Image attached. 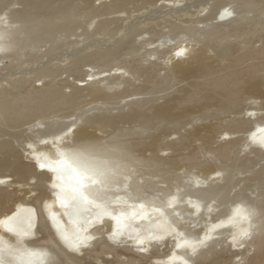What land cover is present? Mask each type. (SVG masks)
I'll use <instances>...</instances> for the list:
<instances>
[{
  "label": "bare ground",
  "instance_id": "obj_1",
  "mask_svg": "<svg viewBox=\"0 0 264 264\" xmlns=\"http://www.w3.org/2000/svg\"><path fill=\"white\" fill-rule=\"evenodd\" d=\"M98 1L99 7L95 4L94 7L91 6L94 10L98 11L108 6L105 0ZM154 1L153 11H170L169 14L176 12L175 14L178 13V15L180 12H185L192 4L190 0ZM185 1L186 3H183ZM78 2L80 4L84 1L0 0V60L6 58L13 65L15 61L29 54L32 59L39 57L37 61L41 63L44 58L48 60L55 55L56 50L64 44L69 35L75 33V30L83 29L84 38L78 42L82 45H78L79 47L75 50L71 49L77 51V54L66 61L64 68H60L65 70L64 72L74 71L84 60L91 64L100 61L102 63V60L106 59L117 63L109 69L85 72L83 79L79 80L81 83L73 85V92L69 94L57 90L51 82H43L45 76L52 75L57 70L53 63L47 62L42 64V67H37L34 77L37 79L34 80L43 83L35 84L25 95L19 96L18 90L31 81V76H15V79H6L8 86L2 85L0 88V122L17 119L19 123L27 117H35L37 124H43L48 115L59 106L74 105L76 103L74 95L81 90H87L114 103L116 95L125 92L139 77L156 72L158 66H161L163 70V73L155 74L158 83L167 84L170 81L168 75L172 71L169 63L182 77L190 78L199 71L198 67L203 64L206 57L205 48L211 45L210 43L217 44V47L221 48L219 50L227 55L232 44V37L242 38L244 34H241V31L244 28L261 27V30H263L262 27L264 28V11L258 13L261 7L257 2L213 0L212 3L207 2L200 6L201 10L198 9L199 12L196 14L197 20L204 24L197 26L187 23L188 25H185L181 32L183 34L179 43L172 45L169 42L174 28H171L168 33L159 35L153 41L140 33L138 39L131 40L132 35L126 34L118 37V40L113 43L104 36H100V31L108 29L114 20L109 21L106 18L105 21H98L99 23L92 20L87 26L80 25L74 14L78 9ZM218 2L221 4L216 8ZM257 14L261 15L256 17ZM210 20L212 22L209 24ZM228 28H231L234 34L225 32ZM95 35L99 37L95 38ZM223 36L226 38L218 41ZM89 41L96 43L92 45L94 48L82 50L81 47ZM124 45H130L128 46L130 53H134L135 46L148 45L149 52L141 59L119 62L116 58L117 51ZM103 46L107 48L104 49ZM190 46L193 47L190 48ZM165 47H168L169 62L162 64L157 55L163 52ZM244 47L239 48L240 52L236 55L233 64L221 71L211 72L209 75L208 72L207 76L202 78L204 85L211 83L215 89L219 88L226 92V100L229 103L235 100L233 93L243 82L235 73L241 64L251 61V65H247V70L252 77L264 74V45L254 46L251 49ZM41 48H46L44 53L40 52ZM39 52L42 55L37 56ZM248 90L251 104L245 113L247 121L238 120L237 127L248 128V123H251L246 136L244 135L241 139L242 144L240 143L242 148L240 152L245 150L243 156L250 161V152L257 150L258 154L262 153L264 156V113L261 114L264 111V91L256 82H251ZM126 102L114 113L110 107L105 106L103 99L101 106L95 105L89 110H83L75 115V119H68L66 123L56 120L44 123L45 127L37 130L39 135L36 134L37 136L26 141L19 157L28 161L35 173L46 176L42 185L44 193L40 199L35 197L34 191L37 190V186L32 182L35 176L32 174L26 176L25 171L13 166L12 174L16 178L9 180L4 170L13 163L0 158V180L3 181L0 184L12 190L8 204L3 205V210L0 211V222H5L0 223V238H2L0 246L5 249L37 253L30 258L32 264H62L56 263L54 251L39 241L42 238L38 236L39 225L42 223L51 231L55 244L64 251L68 259L73 261L72 264H99V262L104 264H118V262L121 264H220L221 261H229V264H245L246 262L264 264V196L249 194L250 196L241 197V193L237 194L235 190L238 198L229 203L230 193L226 192L231 182L228 176L229 170L224 168L227 172L222 167V169L212 168L210 164H206L202 171L189 173L190 179L187 175V180L180 185H175L176 187L174 186V189L163 198L157 199V191L153 184V178L157 175L141 169L140 164L144 160L134 154V148L138 145L135 140L141 139L144 134L136 135L128 131L103 139L97 138L95 129L113 126L120 120L128 121L132 117L130 112L144 106V101L141 99ZM166 105L157 107L155 111L160 116L169 118L172 114ZM205 128H207L206 125H197L189 133L197 135L205 131V135L209 136L211 131ZM227 135H229L228 131L224 130L219 137ZM145 140L144 148L151 149L155 144L154 140L147 141L146 138ZM227 141H231V144L236 142L233 139ZM1 145L3 143H0ZM63 156L85 158L86 163L83 167L94 170L102 183L92 185L86 180L82 191L104 201V207L110 213L109 215H101L102 208L93 204L73 202L72 188L76 185V180L56 163ZM233 158L230 162L234 160ZM147 161L145 162L151 163L152 160ZM41 164L46 166L42 168ZM155 165L154 167L158 170L161 166H172L173 161L170 157H159ZM225 165L222 166L225 167ZM53 168L58 170L54 171ZM61 175L63 179H60ZM30 184H34L35 187H30L32 186ZM172 185L169 187L173 188ZM64 198L66 203L61 202ZM3 203L4 199L0 192V204ZM141 205L143 207H140ZM237 208L241 210L243 216L235 215ZM134 212L135 215H133ZM113 216L120 217L119 223ZM9 218L12 219L9 220ZM8 223L15 224L19 230L26 231L28 234L19 236L8 232L6 229ZM118 232L123 234L113 235ZM245 232L247 235H242ZM65 236L68 237L67 240ZM138 240H143L144 243L140 244ZM103 249L107 250L106 253H114L116 260H111L107 256L90 258L89 253L93 250L99 252ZM253 250V255L250 257ZM76 253L84 255L79 257ZM5 259H11L7 251H5Z\"/></svg>",
  "mask_w": 264,
  "mask_h": 264
},
{
  "label": "rangeland",
  "instance_id": "obj_2",
  "mask_svg": "<svg viewBox=\"0 0 264 264\" xmlns=\"http://www.w3.org/2000/svg\"><path fill=\"white\" fill-rule=\"evenodd\" d=\"M83 1L84 2L80 4L79 2L77 3L78 9L74 13L79 24L87 26L92 20H95L96 22L100 20L105 21L106 18H108L109 21L114 20L108 29L100 31V36H104L106 39L111 40L110 42L115 43V41L118 40V37L126 34L132 35L131 40H135L140 37V33L146 38L148 37V40L153 41L157 39L159 35L161 36L162 34L168 33L171 28H174L173 36L169 41L172 43V45L181 41L180 39H182L183 34L181 32L183 31L185 25L187 26L188 24L191 25L193 23V25L198 26L200 24L201 26L202 23L197 20L196 14L199 12V10H201L200 6H203V4H206L207 2H213V0H190L192 1V4H195H191V7L187 8L185 12H180L178 15V13L175 14L176 12L169 14L170 11H153L155 2L154 0H105L108 6L102 7L98 11L92 8L94 7V4L95 6L99 4L98 0H96V2L95 0ZM253 1L257 2L259 7H261L258 13L263 12L264 0ZM183 3H186V1ZM220 4L221 3L218 2L216 8H218ZM17 6H19V4H17ZM259 15L261 14H257L256 17H259ZM211 22L212 21L210 20L209 24ZM260 28L261 27L244 28V30L241 31V34H244L242 38L232 37V44L227 55L219 50L221 48L217 47V44L210 43L211 45H208V47L205 48L206 57L203 61L204 65L202 64L200 67H198L199 71H196L197 73H194L192 76H190V78L182 77L178 73L177 69L172 68L169 63L168 65L170 69H172L168 75L170 81L164 85L159 84L158 78L155 74L163 73V70L161 69V66H158L156 72L139 77L136 79L137 81L134 82L132 86H129L125 92L116 95L114 103H110L104 97L97 96L96 94L90 93L87 90H81L74 95V98L76 99V103H74V105L70 104V106H59L48 115L49 117L44 123L52 122L53 120L66 123L70 119H75V115L79 112H83V110H89V108H92L95 105L101 106L103 99L105 106L110 107L114 113L117 112V108H119V106L127 103L126 101L141 99L144 101V106L142 108H138L136 111H132V113L130 112V115L132 116L130 120H120L113 125L114 127L109 126L102 129H95L94 131L95 134H97V138L100 139L110 137L111 135L127 133L128 131L132 133L134 132L136 135H139V133L144 134L141 139L136 138L135 143L138 145L136 148H134V154L139 159L141 157V159L144 160V164L140 161L141 169L158 176L153 178V184L155 185V188L154 186L153 188L157 191V199L163 198L165 194L171 192L174 189L175 185H180L183 181L187 180V175V178L189 177L190 179L191 174L189 173L202 171L206 164H210L212 168L222 167L223 170H229L228 176L231 182H229V179L228 182L233 186L232 187L228 184L226 190L228 194L230 193L228 195L230 196L229 203H231L232 200L234 201L236 198H238L235 194L236 191L237 194L241 193V197L244 195L250 196L251 194L264 196V156L262 153L258 154L259 151L256 150L255 152L253 151L254 153H249V157L254 162L251 160H246L247 158L243 156L245 154V150L240 152V150H242L241 139L244 138V135L246 136L247 129H249L251 123H248V128L245 127L240 129L237 127L238 120L247 121L245 119V113L246 109H248L251 104V99L249 98L250 93L248 90L249 84L251 82H256L259 84L261 90L264 91V74L252 77L247 70L248 66L251 65V61L248 60L247 62L241 64L235 73L243 80V82L234 91L233 94H235V100L231 103L227 102V93L222 91V89H215L211 83H208L209 85H204L202 82V78L207 76L208 72L209 75L211 72L221 71V69L227 68L230 64H233L235 62L236 55L240 52L239 48L245 46L244 48L251 49L254 46L258 47L264 45V28L262 27L263 30ZM230 29L228 28L225 32L234 34V32ZM82 30L83 29L75 30L74 34L72 33L71 36L69 35L67 37L68 39L66 38L67 40L64 41V44L56 50L54 53L55 55H52V57L48 59L49 61L47 58L43 59L44 63H39V61H37L39 57L33 58V60L31 58L32 56L29 54L24 55L21 59H19V61H15L13 65H11V62L8 59H1L0 88L2 85L8 86L6 79H15V76H31V81L27 82L24 85L25 87H21L19 89L20 91L18 90L19 96L25 95L26 92H28V90H30L35 84L41 85L46 81L51 82L57 90L69 94L70 92H73V87L76 84L81 83L79 80L83 79L85 72L91 70L101 71L115 66L117 63L110 59L102 60V63L100 61L96 64L88 63V61L84 62V60L80 62L79 66L77 67L78 69L76 68L74 71L70 70L64 72L65 70L61 69L62 67L64 68L66 61H69L70 58L77 54V51H74L75 48H78L82 45H79L78 43L82 40V38H84V36H82ZM97 36L95 35L94 37L98 38L99 36ZM226 36L220 37L218 41L225 39ZM258 40H260L262 43ZM94 43L95 42L93 41H89L81 48L82 50L84 48V50L91 48L93 49ZM199 45L200 44H198V46ZM128 46L130 45H124L118 49L116 58L119 60V62L135 61L141 59L149 52L148 45L141 46L143 48L135 46L134 53L128 52ZM193 46H190V48ZM105 48L107 47H104V49ZM195 48H197V46ZM45 50L46 48H41L40 52L44 53ZM162 51L163 52L157 56L162 64H166L169 62V59H167L168 47H165ZM40 52L37 56L42 55ZM47 62L49 64L53 63V66L56 67L57 70L52 75L45 76L43 82L35 81L34 79H37L34 78L36 76V70ZM34 63L36 65H34ZM247 81L249 83H247ZM164 104H167L166 106L170 108L172 116L169 118L162 117L155 111L157 107L165 106ZM13 112L14 110L12 111V115L14 114ZM262 113H264V111L261 112V114ZM17 123V119H14V121L0 122V143H3V145L0 146V158L13 163L12 166L4 170L5 174L9 177V180L16 178V176L12 174L13 166L19 169L21 168L23 171H25L26 176H29L30 174L35 176L32 181L37 186L38 190L34 191L36 193L35 197L36 199H40L44 193L42 185L46 180V176L35 173L33 171L32 165L28 161H25L19 157V153H22L23 150L21 149L25 145L26 141L31 139V137L34 138L35 136L39 135L37 130L45 127V124H37L35 117H27L18 124ZM201 124L206 125L207 128L205 129H209L211 131L210 135L206 136V132L202 131V129H200L202 131L200 134L190 135V130ZM224 130L228 131L229 135L223 136L222 138L219 137L221 136V132ZM145 138L147 141L154 140L155 144L151 149H146V147L144 148L143 141L146 142ZM230 139L236 141L235 144H231V141H227ZM159 157H170V159L173 161V165L161 166L158 168V171L157 167H154V165L156 164ZM209 157L211 159H209ZM147 158L152 160L151 163H146L148 162ZM232 158L234 159L232 160L233 163L232 161L230 162ZM222 165H225V167ZM154 168H156V170H154ZM178 179L180 180L178 181ZM25 180L26 179H24V181ZM34 184H30L32 186H29L35 187ZM171 185L173 188H170ZM0 186V192L2 193L4 199V203L0 204L1 211L3 210L2 206L8 204L12 190L9 189L10 187L5 185L0 184ZM234 187L236 189H232ZM158 188L160 190H157ZM242 188L245 189L243 190ZM229 189L231 191H229ZM247 189L249 190L247 191ZM244 192L245 194L242 195ZM223 208L224 207H222V209ZM39 227L40 234H38V236L42 237L39 241L54 251L56 257L55 262H61L62 264H72L73 261L70 258L68 259V256L64 253V251L53 241L51 231H49V229L42 223H40ZM199 227H201V225H199ZM106 251L107 250L104 249L99 250V252L93 250L91 253H89L92 256H90V258L107 256L111 260H116L114 253L110 254L106 253ZM253 252L254 250L252 251L250 257H252ZM83 255L84 254L82 253L77 254L79 257H83ZM87 257L89 258L88 255ZM99 261H101V259ZM99 264L104 263L99 262ZM118 264L121 263L118 262ZM220 264H229V261H221ZM245 264H248V262Z\"/></svg>",
  "mask_w": 264,
  "mask_h": 264
},
{
  "label": "snow or ice",
  "instance_id": "obj_3",
  "mask_svg": "<svg viewBox=\"0 0 264 264\" xmlns=\"http://www.w3.org/2000/svg\"><path fill=\"white\" fill-rule=\"evenodd\" d=\"M230 14V13H229ZM70 130V129H69ZM57 165L62 166L64 171L69 172V174L72 176L73 179L76 180V185L72 188V200L76 204L84 203V204H93L97 207L102 208L101 215H109L106 207H104V201L99 200L97 197L91 196L88 193H85L82 191L84 188V182L87 180L92 185L102 183L97 177V174L94 170L88 168V167H82L79 164H77L73 158L63 156L61 159L56 161ZM46 165L41 164L40 167H45ZM52 170L56 171L58 169L53 168ZM60 179H63V175L60 176ZM0 183H3L2 180H0ZM62 203H66V198L61 200ZM140 207H143L141 205ZM123 215V214H121ZM135 215V212L133 213ZM236 216H243L244 214L241 212L239 208L236 209L235 212ZM114 219L117 220L119 223L120 217L119 216H113ZM246 218V217H245ZM12 218H9L11 220ZM5 223V222H0ZM6 229L8 232L15 233L19 236L27 235L28 233L23 230H19L15 224L8 223L6 225ZM122 232L114 233L113 235H121ZM242 235H247V233H243ZM65 239L67 240L68 237L65 236ZM235 239V238H234ZM0 241H2V238H0ZM138 243L143 244V240H138ZM74 247H78V245H73ZM5 251H7L8 255L11 257V259H5ZM37 253L35 252H28V251H18L16 249H5V247L0 246V264H32V260L30 259L33 256H36ZM44 255V254H41Z\"/></svg>",
  "mask_w": 264,
  "mask_h": 264
},
{
  "label": "water",
  "instance_id": "obj_4",
  "mask_svg": "<svg viewBox=\"0 0 264 264\" xmlns=\"http://www.w3.org/2000/svg\"><path fill=\"white\" fill-rule=\"evenodd\" d=\"M74 159V161L77 163V164H79L80 166H84L85 165V158L84 157H80V156H78V157H76V158H73ZM43 215V214H42Z\"/></svg>",
  "mask_w": 264,
  "mask_h": 264
}]
</instances>
